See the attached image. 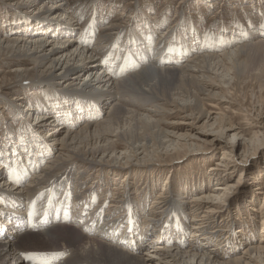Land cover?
Returning <instances> with one entry per match:
<instances>
[{
  "label": "bare ground",
  "instance_id": "6f19581e",
  "mask_svg": "<svg viewBox=\"0 0 264 264\" xmlns=\"http://www.w3.org/2000/svg\"><path fill=\"white\" fill-rule=\"evenodd\" d=\"M20 1H10L7 4L16 9L12 10L16 28L18 25L27 26L30 31L10 39H0V60H8L7 64L15 67L12 72L19 79L31 72H48L49 77L42 82L58 80L59 89L43 86L37 90L42 93L36 94V100L40 97L41 100L39 105H33V110H38L40 114H36L33 124L29 123V126L26 124L28 106L24 108L26 112L21 110L20 113L18 110L20 106L23 108L22 103L30 99L29 91L23 89L22 94L11 98L14 104L11 102L10 105L15 108V113L18 112L19 119L25 125L21 143L16 144L10 138L3 147V156H0V181L4 180L1 183L10 186L12 190L8 195L0 189V264H264V197L259 209L255 211L260 218V231L257 233L259 241L248 238L251 241L243 247L241 253L227 258L234 251L228 244H232L234 240L239 244L238 239L243 235L238 234L240 229L233 230L235 217H230L229 209L221 205V199L231 187L222 174L229 169L224 162L227 158L214 164L225 170L210 169L207 182H198L200 187L199 184L198 187L196 184L184 185L183 192L177 194V197L172 196L173 205L166 209H156L157 202L153 201L148 210L145 208L139 212L138 208L145 203V199L139 200L138 196L130 198L136 200L132 203L126 194V181L129 178L152 169L129 165L147 164L153 160L162 162L169 155L182 151V148L192 147L193 138L207 146L213 144L215 149L221 138L235 143L244 138L245 144L251 142L254 145L255 142L264 141V134H260L262 132L248 131L243 126L236 128L233 122L231 125L228 120L223 119L224 110L233 107L229 92L223 87L228 86L231 81L228 73L244 64V61H240L241 57H264V38L245 43L225 54L208 53V56L201 57L193 56L194 46H183L175 50L167 47L165 50H169L167 54L170 55L164 57L165 60L185 51V57L189 56L187 61L181 65L175 63L173 66L156 67L152 70L147 66L149 58L155 56L150 62L151 66L156 65L158 60L164 61L156 52L152 40H135L126 54L118 51L117 55H112V49L99 42L92 47L90 41L94 20L86 25L84 33L79 32L81 36L78 37V29L71 23V10L67 8L71 0H27L31 4L26 3V0ZM190 1L193 0H182L181 3ZM44 3H49L53 12L39 17L41 14L35 12L34 5H37V9L47 8ZM91 4L97 6L93 0ZM24 7L25 11L18 14ZM152 18L148 16L146 19ZM46 19L56 21V26L41 21ZM66 19L69 21L68 25ZM78 21L80 18H77ZM112 26L111 24L109 29H114ZM181 26L177 25L174 32L177 33V28L180 30ZM102 30L108 31L106 28ZM171 31L173 32L172 29ZM38 32L49 39L35 37ZM104 36L108 34L105 33ZM51 37L56 40H50ZM209 40L206 37L204 42L207 44ZM168 44L174 45V42L169 41ZM112 48L117 49V44ZM203 48L214 50L206 45ZM105 49L107 55L102 58ZM120 54L124 55L122 59ZM146 67L145 71H141ZM133 68L141 72L137 71L124 79L125 72ZM224 76L229 79H223ZM64 79H75V83L82 80V88L66 89L61 82ZM43 90H47L46 93ZM204 101L210 102L209 105L218 111H207ZM169 115L179 116L180 119L175 123L163 122V118ZM196 115L199 122L205 120L203 126L209 127L215 135L212 132L201 131V135L191 132L195 129L188 127ZM230 115L233 116L232 113ZM100 118L102 119L99 120ZM36 119L38 121L35 123ZM227 123L229 127L226 126ZM184 129L190 131L189 134L180 133ZM41 130L45 131L44 136L49 142L38 135ZM25 132H29L31 136L26 137ZM248 137L250 138L247 139ZM233 142L228 147L234 151L240 147L241 141L235 145ZM33 144L35 148L31 146ZM32 150L36 152L31 155ZM43 154H46L47 161L40 169L45 160ZM226 155L227 151L224 152V156ZM78 168L82 173L80 177L77 174ZM91 172L95 173L96 183L86 186L84 177H88ZM100 172L112 177L111 181H98ZM152 177L148 181L152 186H147L148 189L158 183ZM263 178L264 172L259 174L256 181H262ZM221 180L224 183H217ZM116 183L125 186L122 187L125 195L122 196L124 193L119 190L120 185L119 189H113V199L109 206L110 210L118 212H124L121 208L127 206L128 212L123 213L122 217L112 216L105 204H96L98 200L93 190L88 196H80L83 191L92 187H110L109 185L115 186ZM214 183L217 185L211 187ZM52 184L61 186L52 188ZM168 185L169 183H165L164 187ZM193 188L195 195L188 202L182 201L185 190ZM199 189L202 190L201 193ZM48 191L52 200L42 203ZM164 195L165 193L161 196ZM122 199L124 203L120 208ZM185 209L190 216L187 225ZM247 215V218L256 217L251 211ZM251 217L249 220L252 223ZM169 221L178 223L175 225L178 228L173 232V238L182 237L183 229L187 227L190 231L189 241L166 238L164 235L169 226L166 224L161 232L164 235L158 237L159 231L151 234V228L155 229ZM140 222L146 228L149 227V230L144 228L145 233L138 232L137 224ZM141 248L148 249L137 255L136 251Z\"/></svg>",
  "mask_w": 264,
  "mask_h": 264
},
{
  "label": "rangeland",
  "instance_id": "374dc122",
  "mask_svg": "<svg viewBox=\"0 0 264 264\" xmlns=\"http://www.w3.org/2000/svg\"><path fill=\"white\" fill-rule=\"evenodd\" d=\"M10 1L17 3L21 2L20 0H0V39H10L11 37H15L16 35L30 31V28L27 26L18 25L19 29L16 28V23L14 24V14L12 12V10L16 9L8 6L7 3ZM91 1L92 0L69 1L67 8L71 10L72 19L76 21L75 23L71 19V23L75 24V28L78 29L76 33L79 34V32L84 33L86 25L94 20L95 25L93 26L91 31L92 38L90 41L92 47L95 46V43L99 42L100 44H103V46L112 49V55H117V53H119L118 51H124L123 53L126 54L127 49L134 45L135 40L140 39H143L144 41L148 39L152 40L153 46L156 48V52H158L159 56L164 59V57H168L170 55L167 54L169 53V50H165L167 47H173V50H175L176 48H183V46H186V48L189 46H194V48H192V52L194 54L192 52L191 54L196 57H201L208 56L210 54H225L235 50L237 47H241L245 43H250L253 40L257 41L260 38H264V0H259L257 2L256 0H193L188 3H186L188 0L183 3H181L182 0H93V2H95L97 6H93L91 4ZM25 2L31 4L27 0ZM44 4L47 8L42 7L41 9H37V5H34L35 12L41 14L38 15L39 17H45L48 13L53 12V8H50V6H48L49 3ZM23 11H25V7L22 9V11L18 12V14H22ZM148 16H151L153 18L149 19V21L148 19H146L148 18ZM76 17L80 18V21L77 22ZM41 21H47L50 23V25L54 26H56L57 24L56 21H51L49 19ZM66 22L68 25L69 21L67 19ZM111 24L113 25L112 27H114V29H109ZM177 25H182V28L180 30L177 28V33H175L174 28ZM192 25L194 27H192ZM102 28H106L108 29V31L102 30ZM171 29L173 30V32L171 31ZM105 33H107L108 36H104ZM118 35L119 38L117 39ZM79 36L81 35L79 34L78 37ZM35 37L39 38L42 36L38 32ZM206 37L210 39L209 41H207V44L206 42H204ZM42 39L48 40L49 37L43 36ZM50 40L56 39H53L51 37ZM169 41H173L174 45H169ZM115 44H117L118 46L117 49L112 48ZM205 45L210 46L214 50H206L205 48H203V46ZM102 55V58L107 55L106 49L104 50ZM123 56V54L119 55L121 59ZM179 56L182 58L178 59ZM175 57L176 59H174ZM187 57L189 56L185 57L184 51L177 56H173V58L167 60L164 59V61L158 60L156 62V65L153 66L150 65V62H152L153 58H149L147 66L154 70L156 69V67L162 68L173 66L175 63H179L181 65L187 61ZM132 58L134 59L135 56H132ZM182 59H184L185 61ZM240 61H244L243 63L245 65L242 64L239 67L233 68V70L231 69V71L228 73L231 81H229L228 86L223 85L224 90L231 93H228V95L230 96V100L233 103V107H231L230 110H224L225 112L223 113V119L226 121L228 120L227 122L230 124L233 122L232 124L236 128L243 126L244 128L249 129L248 131H260L262 132L260 134H264V57L250 56L247 59H243V57H241ZM7 62L8 60H0V70H3V72H0V156L2 155V152H5L3 147L6 145V143H8V140L10 138H13V142L16 144L21 143V139H24L22 136L25 123L23 124L21 122L18 112L15 113V108L10 105V103L12 102L11 98L17 96V94L19 93L22 94L24 90L29 91V94L31 96L30 99L22 103L23 108L21 106L20 108L18 107L19 112L22 113L21 110L26 112L24 108L26 109V106H28V113H26L27 115H25L27 118L26 124L29 126V123L33 124L36 114H40L38 113V110H33V105L34 107L36 103H38L39 105L41 100V97L39 98V100H36V94L41 95L42 93L37 90L41 87L43 88V86L52 87L53 90L59 89V86L57 84L58 80L42 82L47 77H49L48 72L44 71L41 74L31 72L26 77L19 79L18 77H16V74L12 72L14 70L12 68L15 67H12L11 64L8 65ZM146 69L147 67L142 69L141 71H145ZM137 71L138 73L141 72L140 70ZM137 71H135L134 68L130 71H126L127 73L125 72V75L123 76L124 79H126L127 76L136 74ZM219 73L221 72L219 71ZM229 78L226 79L225 76L223 77V79L226 80H228ZM81 81L82 80H78L75 83V79L61 80V82H63V86L66 89H81L83 85ZM40 82H42V84H40L39 86H35V84H38ZM43 91L44 93H46L47 90ZM204 103L205 109L207 111H218L216 108H213L209 105L210 102L204 101ZM11 104L13 105L14 103L12 102ZM144 107L149 108L148 106ZM217 108L223 109L224 107L217 106ZM231 113L233 114V116L230 115ZM101 119L102 118H100L99 120ZM179 119V116L176 117L169 115L167 116V118H163V122L167 121L169 123H175L178 122ZM197 120L198 119L196 115L190 121L191 127H188L195 129L191 131L193 132V134L199 133L198 135H201L202 132H212L209 127L205 128V126H203L205 120H202L200 122L199 120ZM37 121L38 119L35 120V123ZM244 122L246 124H243ZM228 123L226 124V126L229 127L230 125ZM162 127L166 128L164 124H162ZM30 130L33 131V129ZM185 130L187 129H184L180 133L189 134L190 131ZM9 131L11 132L9 133ZM40 132L41 133H38V135L40 134L39 136H42V138L45 137V131L41 130ZM225 133H227V131ZM234 133L235 132H228V134ZM24 134L26 135V137L31 136L29 132H25ZM32 134L35 133L32 132ZM211 134L215 135V132H212ZM249 138L250 137H248L247 139ZM43 139H45L46 141L48 140V138L46 137ZM193 140L194 144L192 147H184L182 148V151L169 155L168 157H166L167 159L162 162H156V160H153L151 163L147 164L132 163V165H129V167L144 166L151 167L152 169L146 170V172L144 173L140 172L134 177L129 178L128 181H126L128 185L126 189L128 193L126 194L129 199L137 198V196L139 200H141V198L145 199V203L140 204L138 211L145 208L146 210H148L153 201L157 202V204L155 205L156 209H163L164 207V209H166L170 207V205H173L172 196H176L177 194L183 192L184 185L191 186L192 184H196L197 186L199 184L198 186L200 187L201 182H207L206 177L209 176L208 173L210 169L219 168L220 170H225L224 167H217V165L215 166L214 164H217V162H222L224 157L227 158L228 160H225L224 162L226 164V168L229 169L222 174H224L223 177L227 179L228 184L231 187L226 196L221 199V205H225V207L229 209L230 217H235L233 230L240 229L238 234H243L238 239V241L240 240L239 244L237 242L235 243V240L232 244H228L230 248L234 249L233 253L228 255L227 258H229V256L231 257L242 252L243 247H245V245L250 243L251 241H249L248 238H251L253 241L255 240L254 238H256V241H259L260 239V236L257 237L259 235L257 233H259L260 231L258 226L260 218L259 214H257V212L255 211L259 209L260 201L264 197V178L262 179V181H256V179L258 178L260 173L264 172V141L255 142L254 145V143L251 142L245 144L244 138H242L241 140H236V143L235 141L233 142L230 139L221 138L220 141L217 142V148L215 149L213 144L207 146L200 141H196L195 138H193ZM240 141V147L236 146L237 148L234 151L228 147L231 142H233V144L235 145ZM35 144L31 146L35 148ZM225 151L228 152V155L226 156H224ZM245 151L247 152L246 155ZM35 152V150H32L30 153L32 155L33 153L35 154ZM43 155L45 156V160L42 162L40 169L43 168L42 166L45 164L44 162L47 161L46 154ZM73 166H75L76 168L75 164ZM156 167L158 168L154 169ZM152 172H154V174ZM102 173L103 172H100L98 174L99 179L97 178V180L109 183L112 177L108 176L105 173ZM77 174H79V177L80 175H82V173L80 172V168H78ZM141 175L143 176L140 179ZM150 175H152L153 177ZM151 177L156 182L158 181V183L153 187H151L152 185L148 183V181L150 182ZM84 180V182L87 183L86 186L94 185L96 183V181H94L95 173H89L88 177H86L85 175ZM2 181L5 182L4 180ZM2 181H0V189L6 191L9 195L12 190L10 186L1 183ZM145 181L147 183H145ZM138 182H140L141 184H138ZM124 183L125 182H122L121 184ZM165 183H169V185L167 187H164ZM217 183L221 184L224 182L223 180H221V182ZM47 184L48 182H46L45 185ZM121 184L116 183V187L113 184L109 185L110 187H106L104 185L99 186V188L92 187L86 192L83 191V195L77 192L76 194H81V197L86 195L88 196L90 192H92L91 190H93L98 200L96 204H105V207H108L110 210L109 205L111 199H113V189H119L120 185L121 189L119 190L122 194L124 193L122 196L125 195V189L122 188L124 185ZM57 185L58 184H54L53 187H51L54 188ZM149 185L151 186L148 189L147 186ZM216 185V183L211 184V187H215ZM60 186L61 184L57 187ZM201 191L202 190H200L199 193H201ZM194 192V188L192 190H185V194H182V196L185 197L181 198V200L184 202H188L191 199L190 197H193L195 195L196 192ZM69 193L72 196L70 191ZM164 193L165 195L161 196ZM46 200L50 202L52 200L50 191H48L45 200L42 203H45ZM130 201L132 203H135L136 200L130 199ZM123 203L124 202L122 199L121 203L119 204L120 208ZM39 204L41 205V203ZM126 207L121 208V210H125L124 212H118V210L113 211L111 209L110 211L112 212V216L118 217L121 215L122 217L123 213L126 214L128 212ZM250 208L252 210H250ZM250 211L256 216L255 218H252L250 216L252 218V223L251 220H249L250 217L247 218V214ZM117 212L121 214L118 215ZM187 212V209H185L184 215L186 225L190 220V216L187 214ZM165 224L166 226H169L166 228L167 234L164 235L161 232L162 229H164L163 225ZM176 224L178 223L173 221L163 223L156 226L155 229L151 228L153 230L151 234H157V232L159 231L158 237L164 235L166 238L171 239L173 238V232L178 228L175 227ZM144 228L146 230H149V227L146 228L143 224L141 225V222L137 224L139 233H145ZM183 234L184 235H182V237H174V241L183 242L184 239L186 241H189L190 231L189 229H187V227L183 229ZM150 238L151 237L147 239L148 242ZM241 241L243 244L240 245ZM147 249L148 248L138 249L136 253L137 255H141V253L146 252ZM69 254H71L70 251Z\"/></svg>",
  "mask_w": 264,
  "mask_h": 264
}]
</instances>
